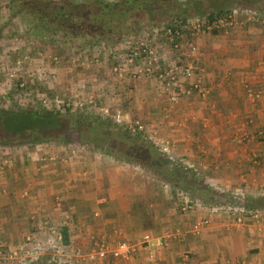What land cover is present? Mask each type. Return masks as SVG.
<instances>
[{
	"label": "crops",
	"instance_id": "crops-1",
	"mask_svg": "<svg viewBox=\"0 0 264 264\" xmlns=\"http://www.w3.org/2000/svg\"><path fill=\"white\" fill-rule=\"evenodd\" d=\"M197 47L206 94L195 91L177 103L154 79L113 76L104 57L78 74L79 85L92 89L79 98L93 94L112 120L118 114L121 124H142L160 149L184 161V191L93 148H22L13 159L0 155L9 159L0 166V238L22 241L42 226L39 234H59L62 246L86 254L98 241L140 243L150 236L128 260L78 264H264V20L200 36ZM159 51L174 62L167 48ZM256 92L261 96L253 99ZM203 180L206 193L254 203L256 216L236 225L224 205L198 194ZM184 197L196 207L184 212ZM204 219L209 224L195 233L192 225Z\"/></svg>",
	"mask_w": 264,
	"mask_h": 264
},
{
	"label": "trees",
	"instance_id": "trees-1",
	"mask_svg": "<svg viewBox=\"0 0 264 264\" xmlns=\"http://www.w3.org/2000/svg\"><path fill=\"white\" fill-rule=\"evenodd\" d=\"M11 1L15 6H18L15 12L16 16L27 15L37 19H45L54 17L58 15L59 11L65 10L66 16L61 18L60 25H58L57 38L68 49L82 52L88 47L93 48L95 46L98 48L107 45L110 46L108 53L111 55L126 42L134 39L131 46L135 47L133 53L138 54L137 60L142 61L147 56V50L152 43L158 63L163 66L181 65V61H188L185 53L191 43L197 45V39L202 36L199 34L203 31L207 34L218 35L222 31H230L250 21H257L256 18H235L234 14L237 10L244 9L251 12L259 11L262 10V4H264V0H118L115 3L104 0H89L88 5L91 6V12L85 8L86 5L79 6L70 1L63 7L58 6L57 1L65 3L66 0ZM191 19L198 21L187 31L190 22L192 23ZM232 19L235 20L232 26L222 29L215 28V23L219 20L230 21ZM207 26H210V30L206 29ZM153 30L161 32L160 38L163 40L159 39V44H163L160 41H165L174 47L175 55H172V58H176L172 64H165L161 60L159 51L161 45L155 46L150 34ZM141 41L142 44H137ZM180 47L183 49H179ZM142 49L146 50L144 54H142ZM196 64L203 70L198 58ZM70 109L63 108V111L59 112L52 108L41 107L28 109L25 113L8 109L0 110V123L5 119L23 125V127L15 130H8L7 127H4L0 138L8 135L17 138L30 137V141H25L29 146L44 143L65 145L71 142L73 145H81L84 148L100 149V151L108 154L113 161L140 166L148 179L161 181L163 187L172 186L184 191L187 178V167L182 166L185 165L184 161L176 162L174 160V162L171 155L158 147L156 148L152 137H147L145 132L138 130L135 133L131 132L132 127H136L135 123L127 126L121 123L117 124L114 120L99 117L92 119L80 115L73 116ZM69 131L78 132L77 141L64 137ZM201 189L198 194L203 196L202 193L204 192V194L212 196L213 198L209 200L211 202L214 200V204L224 205L226 208L228 206L239 208L246 214L257 210L253 207L252 204L254 203L252 202L251 205H248L247 201H241V203L238 201L240 199H236L232 195L225 196L212 190L214 194L206 193L205 191L210 188L204 186ZM56 238L61 240L60 236H56ZM107 244L113 245L115 243ZM129 244H138V251L143 245H147V243H143V240L140 243ZM65 249L61 248V252L64 254L70 252ZM78 252L80 251L76 250L69 254L73 255L71 259L73 264L83 261V258L81 260V258L76 257ZM53 261L50 251L44 253L37 264H57Z\"/></svg>",
	"mask_w": 264,
	"mask_h": 264
},
{
	"label": "rangeland",
	"instance_id": "rangeland-1",
	"mask_svg": "<svg viewBox=\"0 0 264 264\" xmlns=\"http://www.w3.org/2000/svg\"><path fill=\"white\" fill-rule=\"evenodd\" d=\"M66 1H64L65 3L57 1L58 6L61 5L63 7L70 1L75 2L79 6L86 5L85 8L91 10V6L88 5L89 0ZM104 1L115 3L118 0ZM262 6V10L259 11L251 12L246 9L237 10L234 16L235 18L247 17L250 19L256 18V20H264V4H262ZM16 7L18 6H15L11 0H0V110L8 109L25 113L28 109H38L41 107L52 108L59 112L63 111V108H71L70 112L73 116L80 115L91 117L92 119L99 117L113 121L110 114L106 115L105 113H100L104 109L100 110V107L96 106L93 94L91 95L89 93L88 100L79 98L81 93L91 92L92 89L88 88V86L84 88L81 87L78 79V74L81 72L80 69L84 67L83 65L88 63V65L92 67L99 61L97 59L103 57V59H106L108 62H104V65L109 66L113 76H117L113 70V59L108 53V48L110 46L102 45L98 48L95 46L93 48L88 47L82 52L75 49H68L61 43L62 41L57 38L59 32L58 25H60L59 22L61 18L66 16L65 10L59 11L58 15L54 17L37 19L27 15L16 16ZM191 21L192 23L190 22V27L187 31L190 30L198 20L191 19ZM163 26L166 27V25ZM226 32L228 31H222L220 33L224 34ZM150 34L152 35L155 46L161 45L163 48H167L170 53L169 58L167 57L169 61V59H171L170 55H175L174 47L170 46L169 43H165V41H160V43L163 44L158 43L159 39L163 40V38H160L162 36L161 32L153 30ZM199 35L205 36L212 34L201 32ZM133 40L134 39H132V41ZM179 49H183V47ZM175 58L176 57L173 59ZM161 60L165 64H169L165 59H162V57ZM101 108L105 107L101 106ZM4 127H7L8 130H15L23 127V125L16 121L9 122L3 119L0 123V135L2 131H4ZM64 137L74 141H77V138H79L78 132L76 131H69ZM30 139V137L17 138L9 135L0 138V155L3 154L4 157L6 156L5 158L12 157L13 159L22 148L30 147L26 144ZM154 144L156 148H160L159 145H156L157 143ZM59 148L66 149L65 151L69 153L81 151L82 149L81 145H73L71 142L65 145L59 144L57 149ZM95 150L99 151L100 149ZM177 158L178 157H173L171 159L178 162L179 160ZM1 159L2 158H0L1 170H4L3 161L6 165L9 159H6L7 161L2 159V162ZM204 182H206V185L204 183L203 186L210 188L208 181ZM232 196L239 199L238 195L232 194ZM215 198L217 199V196H215ZM238 201L241 202V200ZM198 203H200V201H198ZM200 204H202V202ZM36 228L38 231L37 234H28V232L22 241L0 238V264H37L44 253L51 251L53 257L56 255L57 249L60 251L61 248L65 249V246L61 245L62 240L56 238L59 234H55V238L49 239L46 232L44 235L41 233L39 234L40 230L43 229L42 226ZM98 242L108 243L107 241ZM96 243L97 242L94 244ZM65 250L67 251L68 249L66 248ZM72 253L73 252L70 251L67 254ZM85 255L83 256V261L87 260Z\"/></svg>",
	"mask_w": 264,
	"mask_h": 264
},
{
	"label": "built area",
	"instance_id": "built-area-1",
	"mask_svg": "<svg viewBox=\"0 0 264 264\" xmlns=\"http://www.w3.org/2000/svg\"><path fill=\"white\" fill-rule=\"evenodd\" d=\"M233 21L235 20H219L217 23H215V28H228L232 26ZM206 29L210 30V26H207ZM131 42L132 41L126 42V45L124 44L122 47H119L117 51L111 54V58L113 59L114 63L113 70L118 77L127 75L134 79H156L160 86L168 92L169 100L171 103H177L182 97L190 96L195 91L201 96H204L206 94V91L202 87L200 81L202 68H200L196 64V54L198 52L197 45H194L193 43L189 45V48L185 53L188 61H181V65L163 66L158 63V58H156L154 46L152 45V43L147 50V56L144 57L142 61H139L136 59L138 54L133 53L135 47L131 46ZM142 43L143 42L141 41L137 44ZM145 52L146 50L142 49V54H144ZM251 95L253 99H257L261 96V93H251ZM103 111L106 115L109 114L107 109H104ZM114 121L116 123L122 122L118 114L115 115ZM135 125L136 127H132L131 132L135 133L136 130L144 131V126L142 124L136 122ZM165 152L167 153V151ZM182 205L181 207L184 212L190 211L196 207V204L191 200H188L186 197H184ZM225 213L228 216H232V219L236 225H241L246 215L243 210L234 208L232 206H228L227 208L225 207ZM247 214H249V216H254L253 212H249ZM208 224L209 221L207 219L196 221L192 225V230L196 233ZM149 240V235L143 236V243H147ZM157 245L160 246V242ZM137 252L138 244L118 242L113 245H108L102 242L99 244H94L93 248L86 253L85 258L90 262L102 263L107 257H112L113 259L128 260ZM72 256L73 255L64 254L58 249L56 250V255H54L52 258L57 264H73L71 262ZM83 256L84 255L80 252L76 253V257L78 258L82 259ZM149 258L153 259L154 255L149 254Z\"/></svg>",
	"mask_w": 264,
	"mask_h": 264
}]
</instances>
